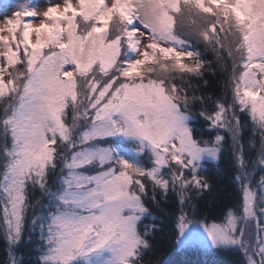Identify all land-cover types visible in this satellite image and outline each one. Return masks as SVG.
Wrapping results in <instances>:
<instances>
[{"label": "snow or ice", "instance_id": "obj_1", "mask_svg": "<svg viewBox=\"0 0 264 264\" xmlns=\"http://www.w3.org/2000/svg\"><path fill=\"white\" fill-rule=\"evenodd\" d=\"M0 7L7 264H264V0Z\"/></svg>", "mask_w": 264, "mask_h": 264}, {"label": "trees", "instance_id": "obj_2", "mask_svg": "<svg viewBox=\"0 0 264 264\" xmlns=\"http://www.w3.org/2000/svg\"><path fill=\"white\" fill-rule=\"evenodd\" d=\"M8 0H0V4L4 5ZM209 56L211 54L209 53ZM212 88L211 91L214 94H220L221 92V82L223 79L222 74L217 75V77L212 78ZM243 143L245 145V152L246 156H250L251 152L248 148V141L251 137V130L250 126H245L243 131ZM258 143V140H257ZM225 168L227 169V174H224L223 172L218 175L217 180L221 189L222 194L227 197L229 200H231L235 195V185L231 183V177L235 173V169L231 166V160L228 158V156L225 157L224 161ZM259 173L257 172V177ZM231 194V195H229ZM173 261V264H229V261L234 259V257L231 256H220V257H213L209 258L207 256H203L200 254H197L195 252H191L188 254H179L174 253L172 256L169 257ZM8 261V255H7V245L5 240L2 236H0V264H7Z\"/></svg>", "mask_w": 264, "mask_h": 264}, {"label": "rangeland", "instance_id": "obj_3", "mask_svg": "<svg viewBox=\"0 0 264 264\" xmlns=\"http://www.w3.org/2000/svg\"><path fill=\"white\" fill-rule=\"evenodd\" d=\"M1 5V4H0ZM8 12L10 13L11 12V8L7 9ZM4 11V8L3 7H0V13H2ZM258 178V177H257Z\"/></svg>", "mask_w": 264, "mask_h": 264}]
</instances>
